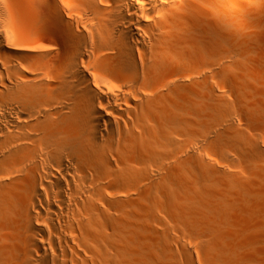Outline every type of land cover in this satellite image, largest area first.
Returning <instances> with one entry per match:
<instances>
[{
    "label": "bare ground",
    "instance_id": "bare-ground-1",
    "mask_svg": "<svg viewBox=\"0 0 264 264\" xmlns=\"http://www.w3.org/2000/svg\"><path fill=\"white\" fill-rule=\"evenodd\" d=\"M261 57L227 115L244 124L231 208L251 217L230 251L204 233L220 185L186 177L229 111L231 0H0V264H166L156 235L200 239L206 264H264Z\"/></svg>",
    "mask_w": 264,
    "mask_h": 264
},
{
    "label": "rangeland",
    "instance_id": "rangeland-1",
    "mask_svg": "<svg viewBox=\"0 0 264 264\" xmlns=\"http://www.w3.org/2000/svg\"><path fill=\"white\" fill-rule=\"evenodd\" d=\"M262 52L264 53V0H231V67L220 70L217 83L219 91H224L227 94L229 111L228 113L225 111L218 112L217 128L214 131L215 134H212L210 136V139L202 144L199 151V159L201 161H196V165H198V167H196L195 165L193 169L194 172L189 171L191 174L189 173L186 177V184H188L189 186H193L194 181L197 177L199 179L196 180V182L198 181L200 185L207 184L206 182H202L206 179L207 182H210V184L212 182L215 185L216 181V186L220 185L218 186V188L220 187L222 196L225 195L226 201L228 202L226 203L227 205L224 204V206L218 203L217 205H214L209 209L210 219H208L209 222L207 221V219L205 221L209 223V225L205 226V228L207 226L208 227L206 230L204 229V233L211 234V231L213 229H216L217 232L223 233V241L221 240L222 242H220V246H223V249L230 251L231 230L233 226L236 225L240 228L243 226L242 224L244 223V221L246 222V219L251 220V217L246 211H236V209L234 210L233 208H231V180L228 178H231V173L237 171V169V173H241L242 171L240 170L244 171V167L242 168L241 165H237V163H241L243 166L244 162L242 163L241 161H238L239 158H241L242 160L243 157L240 156L238 158L237 156H239V154L236 155V153H240V148H238V150L237 146H235L234 144L232 137V126H243L244 124H242L243 122L237 115V112L235 114V123H233L234 125H231V120L227 115L229 114L231 116V105L237 104L238 98H240V96L237 95L236 85L243 75L244 63L247 62V59H249V57H253V59L255 57V59L260 58V60L262 61ZM234 148L236 150H234ZM208 163L210 166L208 165ZM205 165L209 168H211V166H214L212 168L218 170L217 172H220L221 177H217L220 180L216 179L212 175L211 177L208 176L206 172L208 167H205ZM194 174L197 175L195 176ZM213 180L215 181L213 182ZM218 181H220L219 184L217 183ZM188 187H185L186 191H188ZM156 212L157 211H155V213ZM180 217L184 218V216L182 215H180ZM235 218L238 220V223L236 222ZM233 221L235 222L234 225L232 224ZM212 224L215 226H212ZM210 225L213 229L211 228L208 230V228L211 227ZM216 227H218V229ZM156 236H154V239L158 240V238H155ZM183 239L184 238H182L181 243L175 244L173 246V249H169L166 246H161L163 245V243H160L161 245L159 246V242L157 240H154L155 244L153 246V254L155 255L157 251L163 252L165 254L164 261L166 264H206L205 255L203 254L204 251L199 247L200 239ZM228 256L231 259V252ZM156 262L157 260L154 258L153 263Z\"/></svg>",
    "mask_w": 264,
    "mask_h": 264
}]
</instances>
